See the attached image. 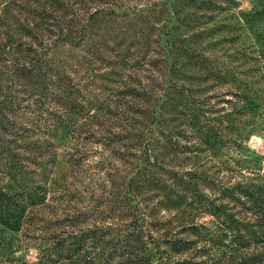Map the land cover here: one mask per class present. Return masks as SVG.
Segmentation results:
<instances>
[{"label": "trees", "instance_id": "obj_1", "mask_svg": "<svg viewBox=\"0 0 264 264\" xmlns=\"http://www.w3.org/2000/svg\"><path fill=\"white\" fill-rule=\"evenodd\" d=\"M249 1L242 9L240 0H154L146 8L125 0H0V264H264V158L247 144L248 126L264 124V0ZM157 6L167 12L151 39L164 84L138 110L146 130L98 136L88 126L102 123L106 98L93 93L95 74L83 85L75 81L59 48L93 40L108 17H140ZM121 32L113 35L117 46ZM108 35L96 43V59ZM129 53L115 54L117 64L99 74L97 87L149 100L145 88L116 90L148 51L130 65ZM218 96H230L222 99L231 106L217 108ZM82 139L121 142L137 149V161L129 174L110 167L98 194L83 178L91 148ZM24 161L43 165L40 179ZM146 164L213 218L164 240L162 258L146 238L135 186Z\"/></svg>", "mask_w": 264, "mask_h": 264}, {"label": "rangeland", "instance_id": "obj_2", "mask_svg": "<svg viewBox=\"0 0 264 264\" xmlns=\"http://www.w3.org/2000/svg\"><path fill=\"white\" fill-rule=\"evenodd\" d=\"M153 1L154 0H125L127 4H132L131 6H138L141 8H146L147 5L152 4ZM240 6L242 9H247L251 6V3L249 0H240ZM159 7L160 6H157L153 9L145 10L144 12H142V10L139 11V13L142 12V16L140 17L137 16L136 13H131L130 16L108 17L100 25L103 29L99 28L96 31V33L98 32L100 35L93 34V40L83 42L77 47L64 45L59 48V53L63 55V58L65 57L69 62L68 64L74 66L73 70L69 68V72L75 76V81L83 85L88 82V78L91 80V75L95 74L97 82L91 86L93 93H97L96 96L98 98H106L107 109L102 114V123L97 124V122L94 121L90 122L88 126V128L98 136L113 137V133L110 134L111 131H121L122 134H126L127 131L141 133L143 130H146L145 123L141 125L143 115L141 112H138V110H142L144 107L147 108L148 105L156 101L162 92L161 86L164 84V68L162 67L163 62L160 60L161 53L157 51L155 48L156 45L151 41V39L158 34L159 28L167 16V12H161ZM121 31H126V33H123L125 35L123 37L124 40L117 46L114 42L113 35L120 32V36H122ZM109 32L111 35H108V45L101 47L100 51H102V54L99 55L101 58L96 59L92 55V52H94L97 47L96 43L100 41L102 33L105 34ZM134 33L137 35H134ZM140 35L144 36V38L139 40L138 37ZM145 40L146 43H144ZM113 46L115 49L112 48ZM122 49L130 52L129 65L133 64L138 58L141 59V56H143V53L146 51H148V53L145 59L142 58V61L137 67L132 69L127 68L125 70L126 73L123 72V78L118 83L117 86L119 87L116 88V90L118 91L120 89L123 91L127 90V87H135L139 88L140 92H144L145 88L148 90V95L145 96H151V99L144 100V96L138 97L123 93L115 96L112 92L106 93L97 87V84L102 80L99 74L115 67L119 58L115 54H120ZM85 54L88 60H84L86 59L84 58ZM152 60H154L153 63L151 62ZM224 90H226V87L216 88L212 91V94H219ZM222 98L231 97H213V104L217 108H221L222 106L229 108L231 103L223 101ZM119 124L121 126H119ZM252 128L253 133L250 134L247 144L250 145L252 149L259 152L264 158V124L255 126V128L253 125L248 126L249 130ZM81 142H83V145L86 144L91 148L88 159L90 169L83 178L86 182L90 183L91 187L96 188L98 194L104 193L100 186L103 185V182L105 183L107 171L110 167L115 166L120 169L123 174H129V167L132 165L130 162L137 161L135 156L131 153L137 152L136 154H138L137 149H130L121 142L115 141L109 147L93 140L88 143L85 139H82ZM113 147H117V150L119 149L121 152H127L126 158L119 159L116 157L114 151H112ZM12 148L21 156H26L28 154L25 148H20L15 144L12 145ZM24 163L28 165V170L32 171L31 175L33 178L40 179L39 175L43 165L38 166L26 161H24ZM135 186L139 194L138 198L141 202V209L145 214L144 230L146 238H148L150 242H154L157 246H160L162 252L160 258H162V255H166V251H168V245L165 241L169 238H173L177 234H183L180 232L183 226L201 222L210 224L211 220H213L212 216L208 213L197 209L186 193L155 166L150 164L144 165L142 171L138 174ZM206 192L213 196H219V191L217 189L206 188ZM112 221L117 222V220L113 219ZM118 222L122 224V221ZM7 235L8 237L10 236L9 232ZM34 254L35 252L31 251V254H29L27 258H31ZM176 257L178 256L173 255L174 259H176Z\"/></svg>", "mask_w": 264, "mask_h": 264}]
</instances>
